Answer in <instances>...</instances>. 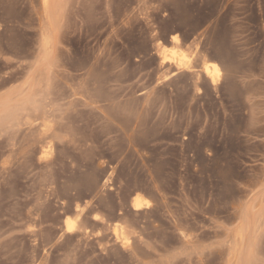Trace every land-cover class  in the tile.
<instances>
[{"label":"rangeland","instance_id":"rangeland-1","mask_svg":"<svg viewBox=\"0 0 264 264\" xmlns=\"http://www.w3.org/2000/svg\"><path fill=\"white\" fill-rule=\"evenodd\" d=\"M0 264H264V0H0Z\"/></svg>","mask_w":264,"mask_h":264},{"label":"bare ground","instance_id":"bare-ground-1","mask_svg":"<svg viewBox=\"0 0 264 264\" xmlns=\"http://www.w3.org/2000/svg\"><path fill=\"white\" fill-rule=\"evenodd\" d=\"M173 41L176 42V43H179V38L177 36H174L173 37ZM167 58L169 59V57H167V56L164 59H167ZM180 64H184V59L183 58L180 59ZM219 67L216 64H214V63H207V65L205 67V69H206L205 71L207 72V74H209L212 77L213 82H215V81L217 82V80H218L217 78L220 75L219 74L220 73V68ZM133 205H134V209L135 210H141L144 207V200H142L138 196H135L134 199H133ZM66 228H67V231L73 232L75 226L71 222L67 221L66 222ZM117 233H119V235L121 234L122 236H124V233H123V231L121 229H117L116 230V234ZM122 236H121V238H122ZM123 239H125V238L123 237Z\"/></svg>","mask_w":264,"mask_h":264}]
</instances>
